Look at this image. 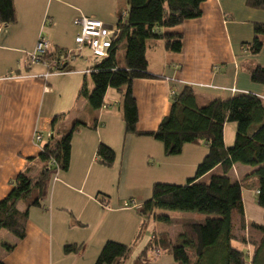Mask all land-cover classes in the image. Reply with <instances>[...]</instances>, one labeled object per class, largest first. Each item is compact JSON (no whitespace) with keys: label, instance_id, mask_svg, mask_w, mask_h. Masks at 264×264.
Here are the masks:
<instances>
[{"label":"crops","instance_id":"obj_1","mask_svg":"<svg viewBox=\"0 0 264 264\" xmlns=\"http://www.w3.org/2000/svg\"><path fill=\"white\" fill-rule=\"evenodd\" d=\"M13 1L16 19L3 26L0 37V200L20 171L39 163L55 115L61 116L60 125L69 127L76 120L86 124L73 134L69 168L52 174L42 206L29 209L26 236L18 239L7 229L0 230V258L6 264H94L108 240L132 243L141 229L139 210L125 206V201L149 199L156 181L184 183L208 151L202 141L185 143L180 153L167 155L163 142L146 133L170 112L173 91L190 85L200 104L241 92L263 96L264 85L253 81L250 71L264 66V38L258 53L242 44L254 38L255 22L264 23V9L249 6L247 0H205L201 16L163 28L183 34V49L174 52L163 39L150 41L148 69L154 76L133 81L141 133H126L118 88L125 86L127 75L115 77L104 92L95 88L86 70L96 57L76 43L80 27L75 19L86 15L112 26L127 11L128 0ZM41 34L51 50H73L75 55H63L64 64L53 69L43 61L31 62L29 54ZM84 79L87 97L79 94ZM37 130L43 134L41 143L35 140ZM235 131V122L225 123L226 145L233 144ZM100 142L115 150L111 165L97 156ZM151 157L157 163H151ZM255 169L238 162L229 174L242 185L246 222L264 225ZM18 207L25 209L26 202L20 201ZM165 229L174 237L180 227L167 223ZM149 237L131 255H140ZM67 244L82 248L65 253ZM233 245L247 252L245 264H251L253 246L237 240ZM169 254L157 256L152 264H173Z\"/></svg>","mask_w":264,"mask_h":264},{"label":"trees","instance_id":"obj_2","mask_svg":"<svg viewBox=\"0 0 264 264\" xmlns=\"http://www.w3.org/2000/svg\"><path fill=\"white\" fill-rule=\"evenodd\" d=\"M205 0H128V9L112 25L118 30L112 36L107 54L95 56L90 65V75L96 89L104 92L115 77L127 75L123 94V113L126 133H141L137 129L138 105L133 93L136 78L154 75L148 69L147 47L150 41L163 39L165 47L174 52L183 49V34L163 31L202 14ZM254 8L264 9V0H247ZM16 19L13 0H0V23L9 25ZM254 38L242 47L258 53L263 46L264 23H254ZM123 53V65L119 54ZM75 52L49 49L43 56L51 61L55 55L74 56ZM253 81L264 85V66L251 69ZM79 94L89 96L86 79ZM171 109L158 127L146 132L164 143L167 155L178 154L185 143L206 142L208 151L199 162L194 175L184 183L156 181L151 197L142 203L139 212L143 217L135 241L129 244L108 240L94 264H123L142 239L148 222L156 220L180 227L176 237L167 229L154 228L140 255L132 264H152L149 251L168 252L173 264H245L247 252L233 245V240L253 246L251 264H264V225L246 222L242 198V185L232 179L229 172L235 163L256 166L258 177V202L264 208V94L241 92L230 98H211L200 104L190 85L173 91ZM53 119V130L42 144L38 156L40 168L32 173V165L20 171L12 181L10 191L0 200V230L7 229L18 239L26 236L29 209L42 206L47 195V181L58 170H67L71 161V142L74 132L86 123L74 121L69 127ZM236 123L235 140L226 145L224 126ZM97 156L106 165L115 160V150L100 142ZM33 159V158H31ZM30 159V160H31ZM100 194V193H99ZM105 195L100 196L102 202ZM20 201L26 208L18 207ZM198 211L204 218L176 217L158 210ZM82 244H67L65 253H76ZM157 257V255H156ZM0 264H6L0 258Z\"/></svg>","mask_w":264,"mask_h":264},{"label":"built area","instance_id":"obj_3","mask_svg":"<svg viewBox=\"0 0 264 264\" xmlns=\"http://www.w3.org/2000/svg\"><path fill=\"white\" fill-rule=\"evenodd\" d=\"M76 24L79 25L80 31L76 35V43L79 48L82 49L84 46L90 47L93 56H104L107 54V47L110 45L112 36L118 32L113 26H109L100 19L89 17L86 15H80L75 19ZM3 31V25L0 23V37ZM51 48V43L46 36L41 34L37 40L35 50L29 54L31 62L43 61L49 64L51 69L58 68L65 62L63 54L61 56L55 55L51 61L44 60L43 56L46 55ZM71 51V50H69ZM53 71V70H52ZM86 72H90L89 69ZM51 133L47 134L50 137ZM35 140L39 143L43 141V134L37 130L35 133ZM57 173V172H55ZM105 206L106 201L102 202ZM143 203V202H142ZM142 203L137 197H132L125 201V206H134L137 210L141 209ZM156 252L151 250L149 254L153 256ZM162 253V252H161ZM156 256V255H154ZM159 256V255H157Z\"/></svg>","mask_w":264,"mask_h":264},{"label":"rangeland","instance_id":"obj_4","mask_svg":"<svg viewBox=\"0 0 264 264\" xmlns=\"http://www.w3.org/2000/svg\"><path fill=\"white\" fill-rule=\"evenodd\" d=\"M84 51H86L87 54H91L92 55V50L90 49V47L88 46H84L83 47ZM147 56H148V59L150 58L151 59V48H148L147 49ZM119 61L121 63V65H123V61H122V53H120L119 55ZM150 71V70H149ZM123 75V74H122ZM172 100V99H171ZM172 104V103H171ZM171 108V107H170ZM236 133V131H235ZM164 144V143H163ZM165 148V147H164ZM175 155V154H174ZM155 158H150V161L151 163L154 162ZM154 163H157V162H154ZM198 166V165H197ZM33 168V171L32 173H36L38 172L39 168H40V164L38 163L37 165H33L32 166ZM197 169V167H196ZM195 169V171H196ZM158 212L164 214V213H167V214H170L171 216H176V217H193V218H204L207 216V214H204V213H201V212H198V211H194V212H191V211H182V210H167V209H160L158 210ZM154 226H157L159 227V229H165L167 228V223L164 222V221H161V220H156L154 219L153 217L150 219V221L148 222V227H147V230H145V233L142 237V239L138 242L137 246H140L141 244H143L146 239L148 238V234L150 235L151 231L154 229ZM177 234H174V237H176ZM164 252H156L155 254L153 255H162ZM168 255H170L168 253ZM138 256V255H137ZM136 255H129V257L123 262V264H130V262L135 258L137 257ZM156 259V256H153L152 257V262L153 260Z\"/></svg>","mask_w":264,"mask_h":264}]
</instances>
